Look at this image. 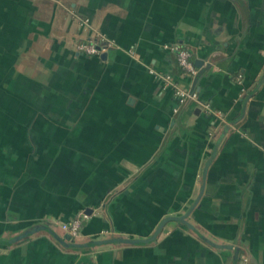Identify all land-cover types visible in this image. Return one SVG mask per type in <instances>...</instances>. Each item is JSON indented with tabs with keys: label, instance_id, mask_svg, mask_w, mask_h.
<instances>
[{
	"label": "crops",
	"instance_id": "crops-1",
	"mask_svg": "<svg viewBox=\"0 0 264 264\" xmlns=\"http://www.w3.org/2000/svg\"><path fill=\"white\" fill-rule=\"evenodd\" d=\"M98 33L113 42L105 57L75 50ZM149 68L219 114L179 103ZM79 211L77 243L185 217L147 243L72 246L48 221ZM241 254L264 264V0H0V264Z\"/></svg>",
	"mask_w": 264,
	"mask_h": 264
},
{
	"label": "built area",
	"instance_id": "built-area-1",
	"mask_svg": "<svg viewBox=\"0 0 264 264\" xmlns=\"http://www.w3.org/2000/svg\"><path fill=\"white\" fill-rule=\"evenodd\" d=\"M86 22V19H83V23ZM113 46V42L105 37L103 34L98 33L94 37H91L87 40L78 41L75 44V50L80 53L85 54H98L102 52H106L109 48ZM171 49L175 52L176 62L183 73L187 75H195L197 73V68L193 64L191 59V52L187 48L178 47L176 45L171 46ZM151 73L159 76L161 79L163 86H171L174 89V93L178 98L179 103H184L185 101H194L199 105L202 110L209 115H218V112H215L208 102L202 101L198 98V94L196 91L192 89H185L181 87L178 83L173 80V76L171 74H161L155 71L153 68H149ZM241 75L238 74L237 81L240 82ZM174 110H177L176 108ZM87 217V213L85 211L77 212L70 220L63 221L59 218L51 219L49 222V226L54 229H60L66 234L69 235L70 239L73 241L80 233V228L82 225V221ZM236 264H248V257L245 254H241Z\"/></svg>",
	"mask_w": 264,
	"mask_h": 264
},
{
	"label": "water",
	"instance_id": "water-1",
	"mask_svg": "<svg viewBox=\"0 0 264 264\" xmlns=\"http://www.w3.org/2000/svg\"><path fill=\"white\" fill-rule=\"evenodd\" d=\"M106 54H107L106 52H102L101 56L105 57ZM202 62L203 61L201 59L194 60V63L199 68H201ZM195 76H198V72L195 74ZM184 217H185V215L164 217L163 219L160 220V222L157 224L155 230L153 231V233L148 238H130V237H123V236H110V237L100 238V239H91V240L87 241L86 243L74 242L72 239H70L68 234L65 235V238L68 241L67 244L72 245V246H93V245L104 244V243H129V244L147 243L148 241L153 240L158 235V233L161 231L163 225L165 224V222L167 220H170V219L183 220ZM43 228H48V227L44 226ZM36 229H38V228L35 227L33 229L27 230L26 232L16 236L14 239H18L22 236L27 235L28 233L34 232Z\"/></svg>",
	"mask_w": 264,
	"mask_h": 264
}]
</instances>
